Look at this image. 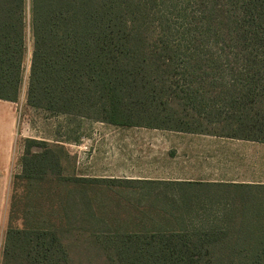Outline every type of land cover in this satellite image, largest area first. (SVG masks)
<instances>
[{"label":"trees","instance_id":"16d2710c","mask_svg":"<svg viewBox=\"0 0 264 264\" xmlns=\"http://www.w3.org/2000/svg\"><path fill=\"white\" fill-rule=\"evenodd\" d=\"M28 30L33 108L264 144V0H0V100L19 98ZM64 156L28 142L1 264H71L64 221L103 204L134 213L99 220L106 264H264V184L87 179Z\"/></svg>","mask_w":264,"mask_h":264},{"label":"crops","instance_id":"0c3cea01","mask_svg":"<svg viewBox=\"0 0 264 264\" xmlns=\"http://www.w3.org/2000/svg\"><path fill=\"white\" fill-rule=\"evenodd\" d=\"M94 133L81 138L51 140L75 157L78 177L152 182H207L264 184L256 171L234 166L220 154L238 145L264 144L154 128L129 129L100 123ZM18 102L0 100V256L9 212L11 184L16 171V145L20 137ZM230 146V149L227 147ZM227 154V153H225ZM241 171V172H240Z\"/></svg>","mask_w":264,"mask_h":264},{"label":"rangeland","instance_id":"374dc122","mask_svg":"<svg viewBox=\"0 0 264 264\" xmlns=\"http://www.w3.org/2000/svg\"><path fill=\"white\" fill-rule=\"evenodd\" d=\"M30 36L28 30V37L26 40L27 54L23 64L22 87L17 100L20 114V137H18L16 145V171L14 172L13 177L22 172V159L28 149L29 141H42L51 145L55 144L52 143L51 140L72 139L75 143H79L81 138L85 136L88 137L94 133L95 130H98L97 128L102 127L100 123H103L90 119L54 116L44 109H36L29 105L28 90L33 53V41ZM247 146L248 145L241 144L235 149L220 152V154L226 156L229 160H232L234 166L242 169L250 168L251 170L256 171V175L259 178H264V148L260 146L255 147V145H252L254 148H248ZM227 148L230 149V146ZM32 151L36 152L40 151V149L34 147ZM62 164L63 167H65L67 175H75V173L78 175V172L83 173V170H79L75 157H71L67 160L64 156L62 158ZM11 197L12 190L10 191L9 211ZM62 197L63 199L66 198V190L62 193ZM45 199H48L46 195L44 197V200ZM70 201L74 203V197H72ZM40 205L43 207L42 202H40ZM114 206L115 205L111 204L100 205L97 209L98 212H96V209L94 208V212L96 213L95 218H92L91 213L83 209L82 206L75 207V217L72 218L70 222L64 221L60 236L63 244L68 249L71 264H106V256L101 254L94 243V235L103 228L99 224V220H102L108 228H115L116 226H120V223L123 221L133 218L134 215L132 210H118ZM9 216L8 212L4 235L7 233L10 226L14 228H22L23 222L21 216H19L20 219L13 222V224H10ZM1 262L2 252L0 256V264Z\"/></svg>","mask_w":264,"mask_h":264}]
</instances>
